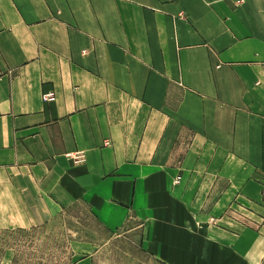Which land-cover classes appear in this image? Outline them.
<instances>
[{
	"label": "crops",
	"instance_id": "crops-1",
	"mask_svg": "<svg viewBox=\"0 0 264 264\" xmlns=\"http://www.w3.org/2000/svg\"><path fill=\"white\" fill-rule=\"evenodd\" d=\"M77 205L159 264H264V0H0V231Z\"/></svg>",
	"mask_w": 264,
	"mask_h": 264
},
{
	"label": "rangeland",
	"instance_id": "rangeland-1",
	"mask_svg": "<svg viewBox=\"0 0 264 264\" xmlns=\"http://www.w3.org/2000/svg\"><path fill=\"white\" fill-rule=\"evenodd\" d=\"M110 231L84 205L63 210L45 225L0 231V264H159L140 244V235ZM87 244V245H86Z\"/></svg>",
	"mask_w": 264,
	"mask_h": 264
},
{
	"label": "built area",
	"instance_id": "built-area-1",
	"mask_svg": "<svg viewBox=\"0 0 264 264\" xmlns=\"http://www.w3.org/2000/svg\"><path fill=\"white\" fill-rule=\"evenodd\" d=\"M54 99H55V96H54V94H52V93L44 95V101H45V102H51V101H53ZM77 159H82V158L77 157ZM212 221L214 222L213 219H212ZM214 223H215V222H214Z\"/></svg>",
	"mask_w": 264,
	"mask_h": 264
}]
</instances>
